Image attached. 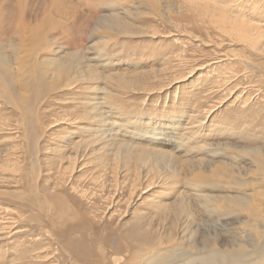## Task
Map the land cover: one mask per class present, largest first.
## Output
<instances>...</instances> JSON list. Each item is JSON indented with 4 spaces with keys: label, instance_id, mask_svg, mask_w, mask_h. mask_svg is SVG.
Here are the masks:
<instances>
[{
    "label": "rangeland",
    "instance_id": "374dc122",
    "mask_svg": "<svg viewBox=\"0 0 264 264\" xmlns=\"http://www.w3.org/2000/svg\"><path fill=\"white\" fill-rule=\"evenodd\" d=\"M20 1L0 22V264H261L264 52L208 0ZM72 44L79 65L23 90Z\"/></svg>",
    "mask_w": 264,
    "mask_h": 264
},
{
    "label": "bare ground",
    "instance_id": "6f19581e",
    "mask_svg": "<svg viewBox=\"0 0 264 264\" xmlns=\"http://www.w3.org/2000/svg\"><path fill=\"white\" fill-rule=\"evenodd\" d=\"M45 1H49V0H45ZM52 0H50L51 2ZM203 1V0H202ZM207 1V0H206ZM211 0H208L207 3H196L198 4L199 8H202L204 9L203 11L204 12H208V16L211 17V19L213 20V23H215L216 25H218L220 28H222L223 32H234L235 34H237V37L236 38H239L241 42H245V43H248L252 48H254L255 50L257 49L258 51L261 50L264 52V46L262 47L261 44L260 46L261 47H258L257 44L258 43H264V0H259V1H254L253 3L249 4V6L247 5L246 3V6H248L249 8H245V7H242L241 5H237V0H225V2H222L220 0H212L213 2H209ZM239 1V0H238ZM241 1V0H240ZM8 2L9 0H0V9L2 10H6V7H9L8 5ZM205 2V1H204ZM252 2V1H250ZM17 5L19 4L20 5V8L18 6V9L16 11V13H13L10 14L9 17H7V15L4 13V17L3 18H0V22L3 23V26H4V30L9 28L12 24V22L14 21V19H20L22 18L23 20H26L27 17L30 15L27 13V11H25L23 8H24V2L20 1V0H16ZM64 5L66 4V1L65 0H54V4H57V5H52L53 7V11L54 12H63L64 10H62L61 8V5H58V4H61ZM230 4V5H229ZM229 5V6H228ZM11 6H12V3H11ZM63 7V6H62ZM231 7H235L234 9L232 10H235L237 8H242L241 11L244 12V14L246 13V15L248 16V18L244 17V14H231L230 11H228L229 9L228 8H231ZM238 9V10H239ZM231 10V11H232ZM237 10V11H238ZM239 10V11H240ZM235 10V13L237 12ZM238 13V12H237ZM240 13V12H239ZM91 15H93L91 13ZM91 15L89 16V18H91ZM111 16V15H110ZM109 16V17H110ZM257 16V17H256ZM114 17V16H113ZM7 18H10L8 19L7 21ZM257 18H260V19H257ZM262 18V19H261ZM94 16H93V18ZM112 19V18H111ZM256 19V20H255ZM21 20V21H23ZM89 19H87L86 21H83V26L85 28V32H86V29H89V25H87V22ZM102 20V19H101ZM114 20V19H113ZM97 22L100 21V19H97L96 20ZM114 21H117V18L114 20ZM91 28V27H90ZM95 28V27H94ZM0 30H1V26H0ZM3 30V31H4ZM84 31V30H83ZM64 32V31H63ZM62 32V34H63ZM79 32V31H78ZM79 34V33H78ZM226 34V33H225ZM227 35V34H226ZM232 36V35H231ZM234 37V38H235ZM64 39V38H63ZM238 39V40H239ZM20 40V39H19ZM237 40V41H238ZM81 41V39H80ZM0 42H1V34H0ZM74 42L76 43V40H74ZM73 42V43H74ZM239 42V41H238ZM2 43V42H1ZM0 43V52H2V45ZM14 43V42H13ZM82 43V42H81ZM84 44V43H83ZM73 48H78V45H73ZM41 48V47H40ZM16 49V48H14ZM253 49V50H254ZM49 49L48 47L46 48L45 52H47ZM14 51V50H13ZM81 51V50H80ZM257 51V52H258ZM9 52V51H8ZM84 52V51H83ZM18 54V52H16ZM15 53V54H16ZM82 52H78V49L74 50L72 53H70V61H76L75 63H72L70 62V65H64L63 63L65 62H60L56 59H53V61L51 60H44L46 61V63H48V65L44 68H42V64L41 65H37L36 68H37V74L35 73V68H32L29 72L27 73L26 75L27 76H23V79H21V84L23 83L24 84V91L26 92L27 89L31 90L32 88H37L39 85L40 87L43 88L42 84L45 86L47 85L48 82H50V76L54 74V71L57 67H59V70L64 67H69L68 69H71V67H76L75 64L78 63L79 65V61L82 60L81 57H79V54H81ZM263 54V53H262ZM3 56V55H2ZM15 55H13V58H14ZM67 56V54H66ZM65 56V57H66ZM12 57V56H11ZM16 57V56H15ZM12 58V59H13ZM61 58V57H60ZM59 58V59H60ZM1 59V57H0ZM18 62L23 60L21 56H18ZM27 60V59H25ZM69 61V60H68ZM45 63V62H44ZM2 64V63H1ZM4 64V63H3ZM7 64V63H6ZM77 65V66H78ZM9 66V65H8ZM25 69L24 71H28V68H31V67H28V64H23L22 65ZM10 67V66H9ZM8 67V68H9ZM73 67V68H74ZM83 67V66H82ZM78 68V67H77ZM80 68V67H79ZM22 68H20L21 70ZM11 70V69H10ZM82 70V69H80ZM79 71V69H78ZM83 71V70H82ZM81 71V72H82ZM77 72V70H76ZM84 72V71H83ZM6 74V73H5ZM2 71L0 72V92H1V88L5 87L6 85V79H7V76L5 75ZM84 74V73H83ZM33 76L34 77V80L33 81H30L29 78ZM26 79V80H25ZM49 79V80H48ZM8 80V79H7ZM12 80V79H11ZM18 80V79H16ZM82 80V79H81ZM28 84H30V87L28 86ZM8 87L9 89H11L9 86H6ZM12 90V89H11ZM37 90L39 91L40 94H43L46 89H41V88H37ZM53 90V89H52ZM12 92H14V90H12ZM6 93V92H5ZM4 93V94H5ZM29 93V92H28ZM101 95V94H100ZM97 106V105H95ZM20 111V110H19ZM27 113V112H26ZM24 116V115H23ZM31 118V117H30ZM34 118V117H33ZM24 127H25V132L27 133V138L25 139H30V143L31 142H35L37 140H35L36 136H35V131L37 130H31L32 128L30 126H28V121L27 120H24ZM29 123H32V122H29ZM31 128V129H30ZM37 134V133H36ZM27 141V140H26ZM28 144V143H27ZM33 144V143H32ZM37 145V144H36ZM34 149V148H33ZM32 151V150H31ZM37 156V155H36ZM38 163V162H37ZM35 170V169H34ZM58 198V197H57ZM57 200V199H56ZM54 201V199H53ZM55 202V201H54ZM63 205V202L61 200H59L57 202V207L58 206H62ZM64 208V207H63ZM59 209V208H58ZM211 256V253H208L207 255H202V259L201 261L198 263V264H223V260L222 258L221 259H218L217 263H213V261H215L217 259V257L215 256L214 258H208ZM178 258V257H177ZM165 259V258H164ZM186 259V258H185ZM163 260V259H161ZM179 260V259H178ZM181 260V259H180ZM188 260V259H187ZM182 261V263H178V264H190L192 263V261ZM159 262V260H157ZM156 261V262H157ZM263 261H264V248H263V254H262V260H261V264H263ZM185 262V263H184ZM195 264V262H193ZM157 264V263H156ZM160 264V263H158ZM177 264V263H176Z\"/></svg>",
    "mask_w": 264,
    "mask_h": 264
}]
</instances>
